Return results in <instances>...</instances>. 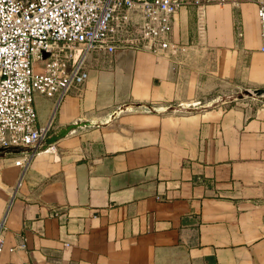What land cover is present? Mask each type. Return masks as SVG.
Here are the masks:
<instances>
[{
	"label": "crops",
	"instance_id": "1",
	"mask_svg": "<svg viewBox=\"0 0 264 264\" xmlns=\"http://www.w3.org/2000/svg\"><path fill=\"white\" fill-rule=\"evenodd\" d=\"M255 2L181 7L179 58L94 49L79 93L35 94L49 133L89 123L0 155V264H264V97H210L264 85Z\"/></svg>",
	"mask_w": 264,
	"mask_h": 264
},
{
	"label": "built area",
	"instance_id": "2",
	"mask_svg": "<svg viewBox=\"0 0 264 264\" xmlns=\"http://www.w3.org/2000/svg\"><path fill=\"white\" fill-rule=\"evenodd\" d=\"M209 1L0 0V147H24L14 160L24 168L50 131L49 121H36L35 94L56 106L69 92L79 93L94 49L129 46L179 58L186 46L171 37L173 15ZM255 3L264 48V0ZM42 149H54L53 143ZM3 228L0 219V248Z\"/></svg>",
	"mask_w": 264,
	"mask_h": 264
},
{
	"label": "water",
	"instance_id": "3",
	"mask_svg": "<svg viewBox=\"0 0 264 264\" xmlns=\"http://www.w3.org/2000/svg\"><path fill=\"white\" fill-rule=\"evenodd\" d=\"M46 55V52H41V57H44ZM244 96H251V97H264V86H250V87H244L242 91L236 93L233 97L236 98H243ZM89 121L87 120H78L73 121L70 123H67L61 127H59L57 130L49 133L45 138L44 142L42 144V148H44L47 144L54 142L59 137L65 135L70 129L76 127L77 125H83L88 124ZM17 147H0V155L4 154L6 152H12L16 151Z\"/></svg>",
	"mask_w": 264,
	"mask_h": 264
},
{
	"label": "rangeland",
	"instance_id": "4",
	"mask_svg": "<svg viewBox=\"0 0 264 264\" xmlns=\"http://www.w3.org/2000/svg\"><path fill=\"white\" fill-rule=\"evenodd\" d=\"M261 86H264V85H261ZM243 88L244 87H241V86L228 85L227 87H222V89L220 90L213 89L211 90L210 97L212 99H215L217 102H222V103L240 101L241 99H244V98L245 99L246 98H262V97H251V96H244L243 98L233 97L236 93L242 91Z\"/></svg>",
	"mask_w": 264,
	"mask_h": 264
},
{
	"label": "bare ground",
	"instance_id": "5",
	"mask_svg": "<svg viewBox=\"0 0 264 264\" xmlns=\"http://www.w3.org/2000/svg\"><path fill=\"white\" fill-rule=\"evenodd\" d=\"M43 150V149H42Z\"/></svg>",
	"mask_w": 264,
	"mask_h": 264
}]
</instances>
